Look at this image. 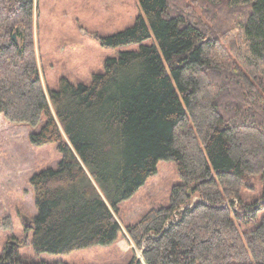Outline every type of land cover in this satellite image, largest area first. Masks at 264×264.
I'll return each mask as SVG.
<instances>
[{"label": "trees", "instance_id": "obj_1", "mask_svg": "<svg viewBox=\"0 0 264 264\" xmlns=\"http://www.w3.org/2000/svg\"><path fill=\"white\" fill-rule=\"evenodd\" d=\"M138 2L134 25L102 39L137 50L107 58L89 85L62 78L46 92L33 0H0V113L32 128L44 114L28 141L61 155L30 178L31 244L51 254L112 245L118 207L166 160L180 183L167 207L127 227L141 249L127 264H264V0ZM256 177L259 206L242 198ZM18 246L0 264H65L26 262Z\"/></svg>", "mask_w": 264, "mask_h": 264}, {"label": "rangeland", "instance_id": "obj_2", "mask_svg": "<svg viewBox=\"0 0 264 264\" xmlns=\"http://www.w3.org/2000/svg\"><path fill=\"white\" fill-rule=\"evenodd\" d=\"M33 36L36 62L44 89H58L59 81L89 85L95 74L103 71L107 58L117 52L137 50L139 45L105 47L102 39L123 32L143 15L138 0H33ZM154 43L153 36L144 45ZM46 117L32 128L12 124L0 113V255L19 243L18 256L26 262L65 264H127L133 257L141 259V249L130 239L127 227L136 223L152 208L167 207L171 190L180 183L176 164L161 160L156 173L115 213L121 234L110 246H92L68 254L38 253L31 244L32 230L25 222L36 214L30 178L45 169H56L61 155L55 143L33 146L30 132L40 130ZM253 188L244 189L245 203L263 200V185L258 177ZM197 196L193 198V201ZM182 208H179L180 210ZM264 208L257 211V217ZM173 215H177L176 211ZM232 219L238 223L234 215ZM145 244H142L144 247Z\"/></svg>", "mask_w": 264, "mask_h": 264}, {"label": "water", "instance_id": "obj_3", "mask_svg": "<svg viewBox=\"0 0 264 264\" xmlns=\"http://www.w3.org/2000/svg\"><path fill=\"white\" fill-rule=\"evenodd\" d=\"M24 227L25 228H32V221L29 223L25 222ZM11 243H13V242H11Z\"/></svg>", "mask_w": 264, "mask_h": 264}]
</instances>
